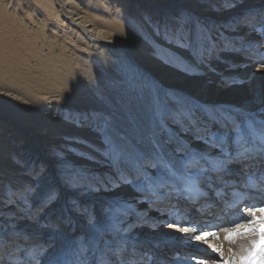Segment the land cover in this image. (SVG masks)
<instances>
[{"label": "rangeland", "instance_id": "obj_1", "mask_svg": "<svg viewBox=\"0 0 264 264\" xmlns=\"http://www.w3.org/2000/svg\"><path fill=\"white\" fill-rule=\"evenodd\" d=\"M67 1L69 3L65 5L63 0H53L52 11L62 16L60 21H54L58 30L53 35H46L42 25L38 27L33 24L40 38L46 44L52 45L53 50L51 49L50 55H53V58H47L58 69L55 78L45 81L49 89L37 88L42 83L37 78H29L32 71H25L21 77L12 81V85L15 84V87L23 90L21 94L25 93L22 97L27 99L26 101L32 102L29 100L31 99L39 104L41 112L38 115L41 116V113L47 118L53 132H48L49 129L44 132L43 126L35 127L30 123L20 124L19 120L12 122L15 120L12 118H2L9 116L6 109L7 112L0 113V165H5L7 169H16L17 176L25 181L20 194L23 193V199L27 198L26 201L31 203V208L34 210L32 215L35 218L47 212L49 220H57L45 226L50 229L44 235H47L48 239L40 242L47 247L49 254H55L65 246L62 241H65L66 237L63 234L69 236L74 231L80 234L84 229V224L80 220L79 228L74 226L68 229L67 227V230L60 233L62 236L56 235L61 225H66L67 222H70L69 227L73 225L71 218L73 213L67 210L69 200L83 199L99 210L106 196H118L125 188L122 187L115 192L97 190L88 196L82 192L62 190L60 199L55 204L41 207L39 194L49 186L60 183L62 162L65 159L72 161L79 168L95 173L98 180L101 176L107 179L108 171L103 173V156L101 155L103 134L108 133L128 146L130 143L147 150L154 132L149 125H155L157 106L161 100L192 109L194 107L188 106V101L191 100L204 111L214 110L213 104L197 100L195 94L190 95L192 91L186 89L190 85L189 81L197 85L192 87H201L207 91L212 89L211 93L215 97L224 94L229 83L236 85L243 90L240 98L244 102L241 105L242 108H247L254 114L264 111L263 102L255 98L252 91L257 73L254 70L257 68L252 66L250 71L245 73V70L240 71L245 66L242 61L234 62L239 42L245 46L249 35L246 31H243L238 39L231 34L230 37L233 40L230 38L231 43L228 47L233 51V55L232 59L229 58L226 61L220 57L221 53L217 55L216 52L212 53L213 45L210 41L208 45L200 47L198 55H192L181 49L170 51L169 46L156 35L158 28L163 33L165 25L179 18L202 26L211 35L213 29L224 22L229 24L236 17L234 12L236 8L239 10L248 2L264 6V0H236L234 7H226L224 0H87L85 3L79 0ZM201 7L204 11L205 7H211V9L204 13L200 12ZM240 10H243L242 13L249 11L243 8ZM230 11L232 13L228 16ZM212 13H215V16H211ZM77 18L86 19L85 27L77 25L80 21V19L74 20ZM234 27L236 26L233 25L230 28ZM95 28L101 30L100 35L93 34V36L87 31ZM238 30L239 28L236 29ZM103 36L112 39L131 38L127 39L132 44L129 47L135 44L141 51L140 57L135 58L129 48L118 50L97 43V39L100 42L101 39L103 41ZM108 50L111 52L110 56L103 55L107 54ZM240 53L242 57L246 56V51ZM180 57L183 59L181 60ZM215 60L228 64V68L224 69L225 66H222L219 72L230 69L233 74L215 73ZM40 68L36 66L33 70H37L40 74ZM261 85L262 83H258L257 87L261 88ZM180 86L183 88L181 89ZM187 139L192 142L193 148H198L194 145L197 142L191 135ZM17 162H20L21 166L17 167ZM256 165L258 169L255 172L247 170L246 173L244 169L238 168L239 179L243 181V185H247L244 178L250 173H259L264 170L260 161H257ZM258 183L253 188H259L263 192V189L258 187ZM253 188L249 189L253 190ZM5 189L0 187V200L6 193ZM159 203L161 201L155 204ZM155 204L146 205L147 211H142L145 219L150 218L151 221L156 219L152 211V208L156 210ZM3 205V210L13 207L10 211L0 212V229L6 226L4 222L9 219L13 226L21 227L23 230L26 224L20 225L19 210L14 203H10L5 197ZM236 206L237 209L239 205ZM240 206L243 205L240 204ZM141 223L133 230L136 237L145 233V231L141 232V226L139 227ZM150 230L154 232L157 228ZM165 238L160 236L143 241L142 243L146 244L143 252L147 253L150 259L155 258L159 261V258H163L166 262L169 255H165L163 248H160L166 241ZM259 240L260 236H255L251 243L245 242L243 246H238L230 261L236 260V264H239L238 258L242 254V248H250L254 241L259 242ZM147 241H151L152 244H148ZM154 250L158 251L157 257L153 255ZM195 250L199 252L201 248L196 247Z\"/></svg>", "mask_w": 264, "mask_h": 264}, {"label": "snow or ice", "instance_id": "obj_2", "mask_svg": "<svg viewBox=\"0 0 264 264\" xmlns=\"http://www.w3.org/2000/svg\"><path fill=\"white\" fill-rule=\"evenodd\" d=\"M235 3L236 0H224L226 7H234ZM233 25L249 35L264 38V11L243 12L226 26ZM156 35L170 51L181 49L192 55H198L200 47L208 45L209 41L215 43L223 38V34L209 35L202 26L184 18L165 25L163 33L158 28ZM248 48H255L251 55L255 57V63L264 68V51L253 44ZM106 135L109 141L105 157L109 168L107 179L101 176L98 180L95 174L65 159L60 183L39 194L40 206L55 204L62 190L88 196L97 190L115 192L128 187L134 195L130 198L113 196L99 210L83 199L69 200L67 210L84 224V229L70 244L49 254L43 243L6 248L0 238V264H5L6 252L8 264H163L155 258L150 259L137 246L133 230L141 221L147 222L139 205L151 206L162 199L188 204L197 196L205 198L209 190L217 196L227 195L225 189L239 183V180L226 179L238 175L235 166L247 165L253 160L264 162V111L255 114L229 112L221 116L161 100L148 150L129 147L118 138ZM189 135L204 147L193 148L187 139ZM244 181L252 187L258 182L264 183V171L250 173ZM237 203L233 202L234 205ZM179 211V208L175 209L177 215ZM256 211L264 213V207L256 208ZM168 226L193 233L188 237L190 242L199 240L201 234L208 236L211 231L183 220L170 221ZM239 228L237 224L236 229ZM254 232H258L260 240L254 241L250 248H242L239 264H264V215L243 228L244 234ZM240 234L241 229L230 232L227 239L232 241ZM213 251L222 255L219 249ZM192 259L203 264L205 258L194 253ZM229 264H236V260Z\"/></svg>", "mask_w": 264, "mask_h": 264}, {"label": "bare ground", "instance_id": "obj_3", "mask_svg": "<svg viewBox=\"0 0 264 264\" xmlns=\"http://www.w3.org/2000/svg\"><path fill=\"white\" fill-rule=\"evenodd\" d=\"M79 1L85 3L87 0ZM53 3V0H0V113L3 111L7 112L6 110H8L9 116L2 118H12L15 119L12 120V122L19 120L20 124L30 123L35 127L43 126L44 132H47L48 129V132H53L50 128L51 123L47 120V118H45L43 114L40 113L41 116L38 115L39 112H41L39 109V104L31 99L29 100L32 102L26 101L27 99L25 100V98L22 97V95L24 96L25 93L21 94L23 90H19L17 87H15V84L12 85V81L18 77H21L25 71H32L33 73L29 74V78H37V80L42 83L37 88L39 90H48L49 87L46 85L45 81L49 78H55V75H57L56 72L58 69H56L54 63L50 62L47 58L53 56L50 55L52 45H48L49 43L46 44V42L40 38V35L35 29L36 26L33 25L35 24L38 27L42 25L45 28L43 29L45 34L48 36L53 35L54 32L58 30L54 21H60L62 16L59 13L52 11L54 6ZM67 3H69L67 0H63V4L66 5ZM263 7L264 6H262V4H250L248 2L240 9L243 8L244 10L249 11L256 10L255 12L258 13L264 10ZM205 8L206 10L204 11L203 7H201L200 12L205 13L211 9V7ZM240 9H235L234 12L236 17L240 15L239 13H242L241 11L243 10ZM231 13L232 11L228 12V16L231 15ZM211 16H215V13H212ZM78 19L80 18L74 20ZM85 22L86 19L81 18L80 21L77 22V25L85 27ZM226 25L228 24L224 22V24H220L217 28L211 31V36L217 37L223 34V38L217 40L213 44L210 41V44L213 45L212 53L214 54L216 52V55L221 53L220 57H222L225 61L229 58L232 59L231 57L233 55V51L229 50L228 47L231 43L230 38L233 40L232 37L235 36L236 39H238L244 31L241 28L236 31L238 27L231 29ZM87 31L92 33V35H100L101 33V30L98 28L88 29ZM231 34L232 37H230ZM127 39H112L111 37L103 36V41L101 39L100 42L97 39V43H102L108 48L112 47L118 50L121 48H129L130 52L135 56V58L140 57V49L135 46V44L132 47H129L132 44H130ZM239 43L240 44L237 45L238 48L236 50L238 53L235 54L234 62L239 63L242 61V64L245 66L242 67L240 71L245 70V73L249 72L252 66L257 68L254 70L257 72L254 77V83L256 84L254 85L253 83L252 91L254 97L260 99L263 102V109L264 68L255 63V57L251 55L255 51V48H248V45H258L259 50L264 51V38H259L255 35H248L245 46L243 43ZM261 43H263L262 48ZM32 48L37 49L33 50ZM239 51H246V56L242 57V54ZM106 53L107 54L103 55L110 56L111 52L108 50ZM142 53H144L143 48ZM227 65H225L222 61L217 62L215 60V73L232 75L233 73L230 69H226L225 72H219L222 66H225L224 69L228 68ZM36 66L41 67L39 69V72H41L40 74L37 72V70H33ZM145 69L147 70L148 68ZM258 83H262L261 88L257 87ZM189 84L190 85L187 86L186 89L192 91L190 92V95L193 96V94H195L197 100H204L206 104H213L214 110H209V113H215L224 116L229 112L233 114L249 112V109L241 107V105L244 103L240 99L243 95V90L236 85L229 83L224 94H220L215 97L211 93L212 89L207 91L206 89L203 90L201 87L196 88L197 85H195L193 81H189ZM192 85L196 87H192ZM180 88L182 89L183 86H180ZM176 96H178V94ZM188 106L194 107L192 109L200 108L197 103H195V101L193 102L191 100L188 101ZM151 126L155 130V125H149L150 128ZM108 143V136L105 133L103 134V147L101 149V155L103 156V173L106 171L109 172V168L107 167V162L105 160V157L108 155V151L106 149ZM194 145H197L196 147L198 148L204 147L200 143H194ZM129 147L136 148L139 146L136 145L135 147L129 143ZM257 161L258 160L249 161L247 165H237L235 167L237 170L238 168L244 169V172L246 173L247 170L255 172L258 169L256 165ZM261 165L264 166V162H261ZM16 166H21L20 162H17ZM259 170L262 171V169ZM16 173V169H7L5 165H0V187L6 188V193L0 200V212L7 210L10 211L13 207L11 206L3 210V200L6 197V199L10 201V203H14L17 210H19L18 217H20V225L23 226L26 224V226L23 227L24 229L21 230V227L17 228L13 226L9 219L4 222L6 226L0 229V238L3 239L6 248H11L15 245L30 246L35 243H40L44 240H47L48 236L44 235L47 234L50 229L46 228L45 226H47L48 223L57 222V220H49L47 212H43L36 218L34 215H32L34 210L31 208V203L26 201L27 198L23 199V193L20 194L22 185L25 181L20 179ZM246 173L244 175H246ZM226 179L239 180V183L235 187L225 189L227 195L217 196L211 190H209L205 198H200L197 196L188 204H177L175 200L171 199H162L160 200L161 203L155 204L156 210L152 208V211H154L153 213L156 215V219L151 221L150 218H146L147 222H142L139 225V227L141 226V232L145 231L144 234L140 233L141 236L136 237L139 239L137 240V246L139 249L144 251L146 248V244L142 243L143 241L165 236L166 241L163 242V245L160 248H163L165 255L169 256L167 257L166 262L163 260V258H159V261L163 262V264H201V261H194L192 259L194 253H197L205 258L203 264H221V262L222 264H228L233 254L237 251L236 248L238 246H243V244H246L245 242L251 243L255 236L259 237L258 232L244 234L243 229H241V234L234 236V241H229L227 239V236L230 232H235V225H247L253 221L252 219L260 220L262 215H264V213L256 211V208L264 207V183H258V187L263 189V192H261L259 188L243 185V181H240L239 179V174L237 176L226 177ZM249 188H253V190ZM232 194H234V196ZM133 195L134 193L131 191V189L125 187L118 196L130 198ZM113 196L114 195H109L104 199L105 201H108ZM234 201L238 203L234 205ZM240 204L243 206H240ZM146 205L147 204H141L139 207L143 211L144 209H147ZM236 205H239L237 209ZM233 206H235L234 209L232 208ZM168 208L170 209L166 211ZM176 208H179L180 210L179 215H177L175 212ZM253 213H255V215H253ZM71 218L73 225L69 227L70 222H67L66 225H61L58 228V231H56L57 236H60V233L63 232V230H67V227L68 229H71L74 226H76V228L80 227V218L74 213L72 214ZM173 220L192 222L198 228H209L211 231L209 232L208 236L201 234L199 240L194 241L196 244L193 246H191V244H186L189 245V248H187V246L182 244L189 243L185 241L186 238L194 234L191 232L184 233L182 229L169 227L168 223ZM257 227L259 226L257 225ZM152 228H157V230L151 232L150 229ZM63 235H65L64 237L66 238L65 241L62 242H64L65 245H68L72 242L73 238L79 234L75 233L74 231L69 236H66V234ZM38 238H40L42 241L38 240ZM66 239L68 240L66 241ZM148 244H152V242L150 241ZM196 247H200L201 251L196 252ZM153 249L154 248H152V250ZM213 249H219L222 255H218V253L213 251ZM153 253L154 257H157L158 251L154 250ZM5 264H8L7 252L5 253Z\"/></svg>", "mask_w": 264, "mask_h": 264}, {"label": "clouds", "instance_id": "obj_4", "mask_svg": "<svg viewBox=\"0 0 264 264\" xmlns=\"http://www.w3.org/2000/svg\"><path fill=\"white\" fill-rule=\"evenodd\" d=\"M245 227V225H240L239 229H235L234 231H239L240 229H243Z\"/></svg>", "mask_w": 264, "mask_h": 264}]
</instances>
